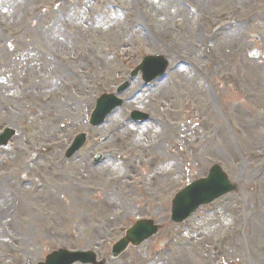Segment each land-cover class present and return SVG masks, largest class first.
I'll return each mask as SVG.
<instances>
[{
    "label": "rangeland",
    "instance_id": "374dc122",
    "mask_svg": "<svg viewBox=\"0 0 264 264\" xmlns=\"http://www.w3.org/2000/svg\"><path fill=\"white\" fill-rule=\"evenodd\" d=\"M167 1L23 0L19 10L16 0H0V10H8L0 12V81L14 86L19 80L17 68L29 59L41 61L48 70L50 65L59 67L52 81L55 93L36 89L26 80L29 98L21 109L10 107L13 113L8 115L6 104L0 102V129L19 131L11 148L0 150V264H38L57 249L93 251L107 264H216L218 259L222 264H242L244 256L252 264H264L260 254L264 232L251 238L241 232L234 239L219 226L235 219L248 220L251 215L258 219L253 226L264 223L263 213L252 207L257 197L251 194L258 180L254 179L256 167L264 166V0H210L209 6L207 0H182L197 11L200 6L201 14L205 11L214 20L222 16L219 21L223 22L213 26L200 23L196 31L193 18L184 32L173 27L182 17L171 16L166 26L159 23V13L162 19H169ZM178 1L172 0L171 6H178ZM228 22L233 26L225 36L217 42L213 37L211 42L214 29L230 25ZM90 30L96 32L94 38ZM189 30L194 34L183 39L191 34H187ZM205 45L210 46L209 51ZM79 51L83 58L86 51L91 63L87 70L81 63L85 82L80 83L73 61ZM148 54L166 57L170 69L166 78L149 90L136 80L122 97L125 105L101 128L91 130L88 116L95 98L111 92ZM248 55L254 60L246 62ZM221 59L224 64L220 67ZM226 76L231 77L230 83L223 82ZM62 83L69 85L68 90ZM74 89L82 92L78 100ZM39 96L48 100L45 106L36 103ZM196 108L207 111L202 127L195 118ZM134 109L148 113L150 119L139 126L127 123L128 113ZM48 110L53 111L49 117ZM185 121V126L194 125L200 131L195 136V130L184 132ZM53 124H60L64 134L50 141L49 126ZM83 131L89 134L86 148L67 162L65 147ZM140 137L143 141L136 143ZM191 137L200 142L195 151L187 144ZM100 138L105 144L97 148L95 139ZM150 139L153 144L146 141ZM179 141L181 146L176 149ZM36 143L54 145L55 158L65 162V176L77 167L94 175L78 182L90 191L85 205L70 204L68 193L73 190L69 184L73 182L64 179L60 183L47 171ZM145 146L163 165L178 160L176 181L153 180L151 174H144L136 158ZM96 151L103 152L107 160L91 170L82 160ZM214 165L225 172L235 191L200 208L185 223H172L174 195L193 180L205 178ZM130 167L136 174L128 175L131 180L124 183ZM109 198L121 205L119 216L99 203ZM112 211L116 214L117 210ZM141 219L152 220L162 229L112 261L111 246ZM217 241L226 245L221 255L213 250Z\"/></svg>",
    "mask_w": 264,
    "mask_h": 264
},
{
    "label": "bare ground",
    "instance_id": "6f19581e",
    "mask_svg": "<svg viewBox=\"0 0 264 264\" xmlns=\"http://www.w3.org/2000/svg\"><path fill=\"white\" fill-rule=\"evenodd\" d=\"M19 6V10L22 6V2L23 0H16ZM145 2L148 0H144ZM151 2L153 0H150ZM165 0H159V2H164ZM209 1L207 0V4L209 6ZM218 1V0H216ZM221 2L223 0H220ZM211 2V1H210ZM212 4V3H211ZM172 5V0H168L165 8L166 10L169 8L171 9L170 13H169V19L164 18L162 19V15L159 13V18H160V24L161 25H168L170 23V20L173 19H179V17H182L181 20L177 21L173 27L175 29H178L182 32H184L185 30H187L188 28H190V23H193V18L195 23L193 24V29L195 30L197 25L203 24V25H209V26H213L217 23H222L219 21V19L222 16H218V18L216 20H214V18H212V15L208 14L207 12L204 11V13L201 14V7L199 6L198 9L199 11L196 12L195 15H193V10L189 5L188 1H178V6H171ZM213 5V4H212ZM161 10L164 13H167L168 11H166L164 8H161ZM8 12V10H0V12ZM19 14H21V12H19ZM107 14V13H105ZM101 15V14H100ZM136 17V15H134ZM157 17H154V19L157 20ZM172 16V18H171ZM19 18H21V16H19ZM149 20H153V17H149ZM190 22V23H189ZM136 23H138V21H136ZM139 24V23H138ZM232 25H227L224 26L223 28L220 29V32L222 33L223 30L230 28ZM192 31L189 30V32L187 34H190ZM95 31L90 30L89 34L92 36V38H94L95 35ZM220 33V34H221ZM194 33H191L189 36L187 37H183V39L185 38H189L190 36H192ZM219 34V35H220ZM40 56L42 55L41 53L39 54ZM254 60V57L252 55H248L245 59V61L247 62H251ZM83 59H81L79 57V55H76V57L74 58V62L75 64H77V66H81ZM52 72L56 71V67L52 66L51 67ZM50 73V75L46 74V68L43 65L38 64L36 61H31L30 59L26 62V65L21 67V74H20V80L19 83H16V88L14 90H12L11 87H2L0 86L5 93L0 91V100H4L12 105L15 106V109H21L25 103V101L29 98V93L27 92V88L25 86V81L27 79H32L33 80V87L36 89H39L40 87L43 86H52V90L56 91L53 88L52 85V81H53V73ZM181 73H185V71H181ZM79 80L85 82V78L83 76V74L80 72L79 73ZM74 95L77 99L81 98L82 93H80L79 91H75ZM60 98H65V95L60 94ZM74 98V97H73ZM74 100V99H73ZM72 100V102H73ZM71 102V103H72ZM47 108V107H46ZM197 109V108H196ZM49 111V110H48ZM53 114V111H49L47 113V116H51ZM206 115H207V111L205 109H197V112L195 114V118H199V122L200 126L202 127V125H206ZM45 119L47 116L42 115ZM191 120V119H190ZM196 126H198V123H195ZM184 127H183V131L184 132H190V130H195L194 129V125L193 127L191 126H185L187 125V121L183 122ZM50 128V141H54L57 140V138L61 137V135L64 134V130L62 129L61 125H56L53 124L52 126H49ZM200 130H195L193 132L192 136H195L196 132H199ZM175 134L177 135L176 131ZM39 139L38 138V142L39 143ZM143 137H140L137 139L136 143H141L143 141ZM147 142H151L152 140L150 139L149 141L146 140ZM182 141H179V143L175 146V148H180V144ZM37 143L34 145V147L37 145ZM153 144V143H152ZM188 145H190L193 148V151H195V148H197V146L200 144L199 141H196L194 138H190L188 143ZM205 144V143H202ZM36 151L43 153L44 154V160L47 163V171L50 172V174L54 175L57 180L62 183V181L65 179L68 182H73L71 185L69 184V187L73 190V192H69L68 194L71 196V199L69 200L70 204L73 206H83L86 204V201H88V197L89 196V190L85 189L83 191H80L82 188L79 186L78 182H80L81 180H83L84 178H86L87 176H94L91 172H88L84 169H74L72 171H69V175H64L62 171H66L64 165L62 164L61 161H58L55 158V151L51 150V146L49 145H37L36 146ZM156 150V148H155ZM155 155H151L149 153V151L147 150L146 146L145 149H141L139 150L138 153V157L136 158L137 161L139 162V166H142L144 168V174H151V179L156 180L160 177H162V179H170L172 181H176L179 177L176 175H179L180 173V168L179 167V163L178 160H174L173 162H170L166 165L161 164V162L159 160L154 159ZM40 160V159H39ZM38 160V161H39ZM197 162V161H195ZM183 168V166L181 167V169ZM183 170H185V168H183ZM130 173L127 174V176H123V181L124 183L129 182L130 177L128 175L131 174H135L132 172L131 167L129 168ZM109 174L113 173V170L111 168H108L107 171ZM256 172L260 173V178L255 182L254 186L251 187V194L253 196H256L259 201V203L256 205V207H254V210H259L261 211V213H263L262 216V220L264 221V170L261 167H256ZM248 178V177H247ZM121 180V179H120ZM26 182H22V185H25ZM143 184V183H141ZM159 189V188H158ZM1 195V194H0ZM104 208H107L108 210H110L114 216H119V209L121 207V205L119 204L118 200H114L112 198L109 199H102L101 202H99ZM251 207V206H250ZM113 209H116V214L112 211ZM256 216H251V218L249 220H242V221H237V219L230 221L229 223H226L224 226L219 225L220 227L224 228V231L226 233V235L228 234L229 236L233 237L234 239H238L237 236L240 237L241 232H244V236H248L249 238L252 237V234L254 236H258L259 234L264 232V223L263 222H256L257 225L253 226V222L254 220H258L255 219ZM70 219V218H69ZM68 219V220H69ZM208 222H212V218H207ZM206 219V222H207ZM254 231V232H253ZM225 243L224 242H216V244H213V250L215 252H217L219 255H221L222 250L224 249L225 251ZM260 254L261 257L264 258V247H260ZM210 259H212V257H210ZM216 264H222L221 260L218 259V261L216 262ZM242 264H252V260L251 258H249L248 256H244L243 262Z\"/></svg>",
    "mask_w": 264,
    "mask_h": 264
},
{
    "label": "water",
    "instance_id": "95a60500",
    "mask_svg": "<svg viewBox=\"0 0 264 264\" xmlns=\"http://www.w3.org/2000/svg\"><path fill=\"white\" fill-rule=\"evenodd\" d=\"M153 61H155L157 64H160L161 65V66H159V70L157 71V73L158 72H161L163 69H165V64L163 63V61L161 59L156 58ZM149 66H150V63H146V65H145L144 68H143V66H141L139 69H141L143 71L144 75H145V73H146V70L145 69L148 68ZM156 66H158V65H156ZM98 103L99 104H98L97 113L100 112V113L106 114V107H103L105 103L108 104V107L109 108L115 106V104L111 100V98H108V99L102 98V99H100L98 101ZM95 121L96 120H94V122L92 124H94ZM9 137H10V135L8 134L7 139H9ZM2 143H0V145ZM212 173L213 174L210 177L209 183H206V184L202 185V187L212 185V184H214L217 181H220V182L222 181L223 183H225V180H224L223 176L220 177V175H219V173H218V171L216 169H214L212 171ZM207 181H205V182H207ZM197 186L198 185L195 184L192 187H197ZM192 187H189L188 188L189 191L186 190L185 192H183L182 194H180L178 196V198H177L178 201L175 203L174 210L176 209V204H178L179 202H182L183 205H186L187 202H189L191 199H192V201H191V203H189L187 205V206H189L187 208L195 209L197 207V205L202 204V203H208V202L214 200L215 198L219 197L220 195H222V194H224V193H226L228 191V189H221L218 186L217 189H215V188H213V189H199L196 192H194V188H192ZM221 187H223V186H221ZM189 192H191V194H189ZM132 232L133 231L130 232V234L128 235V238L126 239V241H131L132 243H134V241L131 238ZM135 232L138 233V237H141V240H142L143 238H147L148 236H150L151 234H153L155 232V229L152 228V226H151L150 223H145L144 225L139 226L135 230ZM142 233H144V234L142 235ZM138 243H139V241H136L134 244H138ZM118 246L121 248V250H123L124 244L122 242ZM71 259H73V260H80L78 258H67V257L61 255L60 253H58V254H53V255L49 256L47 258L46 264H66ZM81 261L84 262V263H86V262L93 263L94 262V257L93 256H90L89 260H81Z\"/></svg>",
    "mask_w": 264,
    "mask_h": 264
}]
</instances>
